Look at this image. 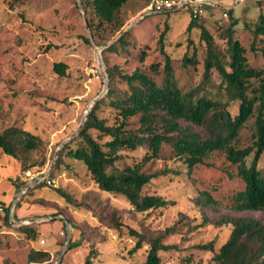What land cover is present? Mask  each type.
I'll return each mask as SVG.
<instances>
[{"label": "rangeland", "instance_id": "rangeland-1", "mask_svg": "<svg viewBox=\"0 0 264 264\" xmlns=\"http://www.w3.org/2000/svg\"><path fill=\"white\" fill-rule=\"evenodd\" d=\"M82 1L0 0V130L20 126L41 137L44 143L32 152L29 161L38 163L33 168L45 172L54 170L57 187L69 197L62 196L57 188L41 185L16 198L20 191L16 193L13 178L22 172L20 164L0 149V199L4 200H0V205L5 208L11 204L10 209L14 206L11 226L3 222L5 211L0 209V264H56L70 241L81 237L80 245L64 251L61 264H85L88 254H93L91 249L96 253L91 256L93 264H137L145 259L148 244L145 242L131 255L129 250L137 239L128 228L137 229L149 238L176 221H180V230L169 235L166 242L177 244L178 248L161 252L164 263L218 264L212 260V251L197 245L213 241L218 249L231 232L229 224L219 225L218 220L224 215L245 214L228 208L232 195L244 183L237 175L236 165L226 160L224 152L213 153L206 164L189 172L187 165L173 156L170 145L165 144L160 157L147 162L142 169L148 173L167 169L168 173L154 178L144 193L160 194L174 203L145 212L134 209L122 194L101 190L86 165L66 154L62 155L59 166L53 168L64 145L77 134L87 111L108 92L107 66H118L128 73L141 68L159 83L163 76L165 59L158 39L166 17L146 11L152 0H128L120 10L119 22L99 30L91 28L90 23L97 20L93 10ZM262 6L264 0H247L240 8L231 7L229 18L222 16L228 10L223 4L214 5L205 13V25L214 35L221 53L226 51L229 23L236 19V35L249 50L250 62L264 66V39L257 41L258 50L254 53L250 49L253 33L248 30L258 22ZM190 20L187 7L172 12L167 18L170 29L165 44L183 90L201 83L206 57L200 30L187 32ZM127 31L124 46L118 44L116 49H105ZM190 40L193 44H189ZM96 42L103 45L98 46ZM143 51L147 53L145 60L141 58ZM194 52L197 62L184 64L185 53L191 57ZM59 61L66 64L64 75L54 68ZM154 62L160 63L161 73L151 71L150 64ZM219 83L220 78L214 73L206 92L225 100L227 94ZM253 83L257 84L258 80ZM116 85L127 88L121 80ZM237 106L238 102L231 105L234 113ZM115 114L106 105L99 110V115L110 124L115 122ZM252 121L241 130L234 142L237 146L251 143ZM129 122V128L139 125L138 117L130 118ZM145 151V147L121 151L123 157L118 166L137 162ZM259 166L264 168V153ZM204 192H210L217 204L199 202ZM114 211L124 224L122 229L113 226ZM249 213L264 220L263 212ZM65 218L70 219L69 225ZM24 226L33 227L37 237L31 239ZM35 249L50 251V259L29 262L28 255ZM187 257L189 262L185 260Z\"/></svg>", "mask_w": 264, "mask_h": 264}, {"label": "trees", "instance_id": "trees-1", "mask_svg": "<svg viewBox=\"0 0 264 264\" xmlns=\"http://www.w3.org/2000/svg\"><path fill=\"white\" fill-rule=\"evenodd\" d=\"M82 2L95 14L97 21L90 23L91 28L99 30L119 22L120 10L128 0H83ZM186 7L191 12L187 32L198 28L201 39L206 44L201 83L183 90L175 76L172 56L166 48L165 38L170 29L167 18L172 12L180 9L158 12L157 14L166 17L158 39L160 52L165 59L161 83L141 68L128 73L118 66H107L110 76L108 92L91 106L85 121L77 134L64 145L53 168L59 166L62 155L66 154L86 165L101 190L122 194L134 209L145 212L174 203L163 195L144 193V189L154 178L168 173L167 169L149 173L142 169L147 162L160 157L165 144L170 145L173 156L182 160L189 172L198 165L206 164L213 153L224 152L226 160L236 165L237 175L244 183V187L232 195L228 208L245 214L224 215L218 220L219 225L231 226L229 237L218 249H215L213 241L198 244L197 247L212 251V260L218 264H264V220L249 213L255 211L264 213V168L259 166L264 153V66L259 67L250 62L249 50L236 35V19L229 23L226 51L221 53L214 35L206 27L204 20L205 13L214 6L205 5V12L196 16L191 11L192 5ZM231 9L224 11L227 12V16H224V12L222 16L229 18ZM248 30L253 33L250 49L257 53V41L264 39L263 12L259 14L258 22L253 28L249 26ZM128 33L125 32L114 45L105 49H116L118 44L124 46ZM96 44L103 45L99 42ZM189 44L193 42L190 40ZM146 56L147 53L143 51L141 58L145 60ZM182 59L184 64L197 62L195 52L191 57L185 53ZM160 66V63L154 62L150 64V69L158 74L161 73ZM54 68L61 75L66 72V64L61 61L56 62ZM214 73L220 78V88L227 94L225 100L206 92ZM118 80L126 83L127 88H119L116 85ZM255 80H258L257 84L253 83ZM233 102H238L235 113L231 110ZM103 105L115 111L114 123H108L99 115ZM132 117H138L139 125L136 128L128 127L129 119ZM252 119L251 143L245 147L237 146L234 142ZM43 143L41 137L20 126L13 125L0 130V149L19 162L22 172L44 171L33 168L38 164L36 161H29L32 152L39 149ZM140 147H145L146 151L137 162L123 167L118 166L117 163L123 157L121 151H135ZM248 158H251L249 162ZM40 163L43 164V161ZM49 178H54V170ZM15 183L17 192L27 185L19 181ZM41 185L57 188L62 196L69 199L65 191L57 185L47 184L46 181L30 186L21 197L31 188ZM203 195V199L199 201L202 204H217V200L210 192H204ZM0 207L5 211L3 222L11 226V204L5 208L3 205ZM99 218L103 219L102 215H99ZM111 220L115 228H123L124 224L119 220L116 211L112 213ZM179 224L180 221H176L149 238L137 229L129 227L128 232L137 239L129 250L131 255L141 249L145 242L148 244L145 259L137 264H165L161 252L178 248L177 244L167 243L166 239L180 230ZM72 226L77 227L73 221ZM22 228L30 232L31 239L37 237L38 233L33 227ZM82 241V237L78 241H70L68 249L80 245ZM91 251L93 254L91 252L88 254L85 264H93L91 256L96 253L92 249ZM50 257V251L35 249L30 251L28 260L45 262ZM185 260L189 262L190 258L187 257Z\"/></svg>", "mask_w": 264, "mask_h": 264}, {"label": "built area", "instance_id": "built-area-1", "mask_svg": "<svg viewBox=\"0 0 264 264\" xmlns=\"http://www.w3.org/2000/svg\"><path fill=\"white\" fill-rule=\"evenodd\" d=\"M219 0H152L146 7V11L150 13H158L163 11L178 10L192 5L191 11L196 16L205 12V5H217ZM246 0H230L227 4V8L234 7L238 4L245 2ZM224 16H227V12H224ZM50 174L47 172H34L32 170H26L19 173L13 178L15 182H25L27 184H39L42 181H46L49 185H56L55 178H49ZM25 192V191H24ZM0 209H2L0 207Z\"/></svg>", "mask_w": 264, "mask_h": 264}, {"label": "water", "instance_id": "water-1", "mask_svg": "<svg viewBox=\"0 0 264 264\" xmlns=\"http://www.w3.org/2000/svg\"><path fill=\"white\" fill-rule=\"evenodd\" d=\"M138 20V19H137ZM137 21H135L134 23H136ZM93 41V40H92ZM98 52L100 53V50L98 49ZM98 61H99V64L100 65H102V58H101V56L98 54ZM107 85V84H106ZM99 97H97L95 100H97ZM90 112V109L87 111V113H86V116L84 117V119H83V121L81 122V124L79 125V126H81L82 124H83V122L85 121V119H86V117H87V115H88V113ZM51 173V171L49 170V171H47V174H50ZM34 185H37V184H27L21 191H20V193L18 194V196H17V198L20 196V194H22V193H24V191L27 189V188H29L30 186H34ZM13 207L14 206H12V209H10V218L11 219H13ZM65 222H66V224L67 225H69L70 223H71V221H70V219L69 218H65ZM68 248V245L65 247V249H64V251H66V249ZM64 251L61 253V255H60V257H59V259H58V261H57V263L56 264H60V260H61V258H62V256H63V253H64Z\"/></svg>", "mask_w": 264, "mask_h": 264}, {"label": "crops", "instance_id": "crops-1", "mask_svg": "<svg viewBox=\"0 0 264 264\" xmlns=\"http://www.w3.org/2000/svg\"><path fill=\"white\" fill-rule=\"evenodd\" d=\"M246 1H247V0H246ZM246 1H245V2H246ZM245 2H243V3H245ZM229 3H230V0H219V1H218V4H223V5H227V4H229ZM243 3L236 5L237 8H240V5H242ZM236 6H234V7H236ZM261 11L264 13V6H262ZM262 12H260V13H262ZM15 192H16V188H15ZM16 193H18V192H16ZM16 198H17V197H16ZM16 198H15V199H16ZM0 200H2V199H0ZM2 201H4V200H2ZM9 201H11V200H9ZM9 201H6V202H9Z\"/></svg>", "mask_w": 264, "mask_h": 264}]
</instances>
